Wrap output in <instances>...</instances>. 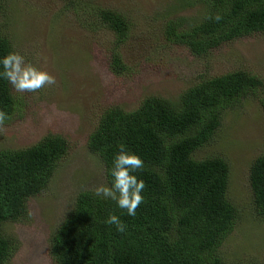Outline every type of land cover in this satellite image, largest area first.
<instances>
[{"label": "trees", "instance_id": "16d2710c", "mask_svg": "<svg viewBox=\"0 0 264 264\" xmlns=\"http://www.w3.org/2000/svg\"><path fill=\"white\" fill-rule=\"evenodd\" d=\"M193 1L202 7L194 24L166 27L167 40L193 56L264 34V0ZM85 9L78 11L89 14ZM95 9L91 25L123 43L126 17ZM12 62L11 43L0 32V124L22 107L12 88ZM109 66L113 74L128 69L118 52ZM259 86L257 77L232 71L201 79L175 100L149 96L133 110L106 108L87 140L106 184L76 195L49 240L54 264H225L218 250L237 218L226 196L229 165L222 156L197 158L196 152L215 137L226 111ZM67 152V141L54 134L20 150L0 149V264L17 248L6 225L27 217L29 199L47 190ZM248 181L254 211L264 218V152L252 161Z\"/></svg>", "mask_w": 264, "mask_h": 264}, {"label": "rangeland", "instance_id": "374dc122", "mask_svg": "<svg viewBox=\"0 0 264 264\" xmlns=\"http://www.w3.org/2000/svg\"><path fill=\"white\" fill-rule=\"evenodd\" d=\"M0 2V32L13 49L11 83L22 106L0 124V149L20 150L48 134L68 143L47 190L29 199L27 217L6 225L17 246L7 264H54L49 240L76 195L105 186L104 167L88 151L87 140L106 108L133 110L149 96L175 100L201 79L239 70L257 77L261 86L226 111L215 137L196 157L222 156L229 165L226 196L237 218L218 250L224 263L264 264V218L254 211L248 181L252 161L264 152V34L196 57L166 36L169 22H180L185 30L201 16L202 7L193 0ZM86 6L89 14L82 15L78 9ZM95 8L126 17L123 43L117 45L102 25H91ZM113 52L121 55L126 71L112 73Z\"/></svg>", "mask_w": 264, "mask_h": 264}]
</instances>
